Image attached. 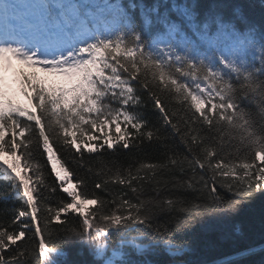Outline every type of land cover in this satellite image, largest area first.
I'll return each mask as SVG.
<instances>
[{
    "label": "snow or ice",
    "instance_id": "1",
    "mask_svg": "<svg viewBox=\"0 0 264 264\" xmlns=\"http://www.w3.org/2000/svg\"><path fill=\"white\" fill-rule=\"evenodd\" d=\"M251 7L0 0V264L264 251L190 258L198 233L264 201V11Z\"/></svg>",
    "mask_w": 264,
    "mask_h": 264
},
{
    "label": "trees",
    "instance_id": "2",
    "mask_svg": "<svg viewBox=\"0 0 264 264\" xmlns=\"http://www.w3.org/2000/svg\"><path fill=\"white\" fill-rule=\"evenodd\" d=\"M93 2L102 4L104 0H93ZM144 2L152 4L153 0H144ZM203 2L207 3L209 0H203ZM240 2L252 5L250 10L259 20L264 11L260 8V0H240ZM152 115L153 119L157 118L155 113ZM0 187H3L2 182ZM8 206L12 207L13 204L9 203ZM3 208L4 204L0 203V210ZM236 225L239 226V231L235 230ZM195 240L194 251L190 257L194 260H222L250 246L261 248L264 246V201H256L252 207L234 220L209 226L198 233ZM247 260L251 264H264V251H257L256 255L248 257Z\"/></svg>",
    "mask_w": 264,
    "mask_h": 264
}]
</instances>
